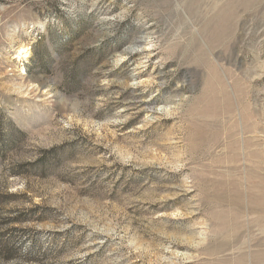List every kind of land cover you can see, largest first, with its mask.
<instances>
[{"label":"rangeland","instance_id":"374dc122","mask_svg":"<svg viewBox=\"0 0 264 264\" xmlns=\"http://www.w3.org/2000/svg\"><path fill=\"white\" fill-rule=\"evenodd\" d=\"M0 264H264V0H0Z\"/></svg>","mask_w":264,"mask_h":264},{"label":"bare ground","instance_id":"6f19581e","mask_svg":"<svg viewBox=\"0 0 264 264\" xmlns=\"http://www.w3.org/2000/svg\"><path fill=\"white\" fill-rule=\"evenodd\" d=\"M27 55H28V49L22 46L20 50L18 51V57L27 58Z\"/></svg>","mask_w":264,"mask_h":264}]
</instances>
